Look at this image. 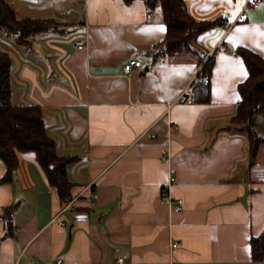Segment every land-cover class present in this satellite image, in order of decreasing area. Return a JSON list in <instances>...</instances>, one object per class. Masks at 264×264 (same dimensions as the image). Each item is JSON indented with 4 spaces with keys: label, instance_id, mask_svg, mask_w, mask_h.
I'll list each match as a JSON object with an SVG mask.
<instances>
[{
    "label": "crops",
    "instance_id": "1",
    "mask_svg": "<svg viewBox=\"0 0 264 264\" xmlns=\"http://www.w3.org/2000/svg\"><path fill=\"white\" fill-rule=\"evenodd\" d=\"M7 1L20 19L54 21L26 44L0 33V49L13 59L12 101L39 105L58 153L73 160L65 202L34 152L19 153L8 182L0 160V264H264L250 245L264 231V113L254 163L246 134L230 126L248 77L235 50L264 57V0L228 32L219 23L201 33L195 56L163 54L161 9L144 0ZM184 1L198 20L242 7ZM131 58L143 63L126 73ZM170 183L180 211L160 201Z\"/></svg>",
    "mask_w": 264,
    "mask_h": 264
},
{
    "label": "trees",
    "instance_id": "2",
    "mask_svg": "<svg viewBox=\"0 0 264 264\" xmlns=\"http://www.w3.org/2000/svg\"><path fill=\"white\" fill-rule=\"evenodd\" d=\"M129 1V0H127ZM148 9H161V18L167 32L158 44L168 56L197 55L200 49L198 36L211 30L220 20H198L186 8L184 0H144ZM54 21L18 18L7 0H0V33L14 38L17 44H26L31 35L49 30ZM156 45L154 55L158 56ZM156 51V53H155ZM235 52L240 55L248 69V77L239 84L241 100L237 112L230 118V126L242 131L248 138L249 157L255 162L260 143L256 117L264 113V57L240 46ZM206 53L199 56L202 63ZM213 60L210 56L201 66L198 77L210 75ZM12 56L0 49V160L6 165L1 182L11 181L19 163V153L32 151L49 184L58 189L62 201L70 199L72 182L66 169L73 160L71 156L58 153L56 141L49 135L42 108L37 104H15L12 101L11 73ZM254 261H264V231L250 241Z\"/></svg>",
    "mask_w": 264,
    "mask_h": 264
},
{
    "label": "built area",
    "instance_id": "3",
    "mask_svg": "<svg viewBox=\"0 0 264 264\" xmlns=\"http://www.w3.org/2000/svg\"><path fill=\"white\" fill-rule=\"evenodd\" d=\"M260 0H242V7L237 16L234 18H222L220 19V24L224 28L225 32H228L233 26H235L238 22H240L246 15L248 8L250 7H257L259 5ZM85 41L83 39H79L76 42V47L81 49L85 47ZM143 63V58H131L129 59L125 65L124 69L126 73H129L134 67H139ZM202 81L209 82V75H204L202 77ZM184 100V97L180 98ZM177 128V127H175ZM170 187L171 183L167 186L163 187L160 192V201L164 203H168L171 205L174 211H180L183 207V199L182 198H175L170 194ZM175 244H178L175 242ZM120 262L123 260L120 259ZM58 264L63 263L62 259H59Z\"/></svg>",
    "mask_w": 264,
    "mask_h": 264
},
{
    "label": "snow or ice",
    "instance_id": "4",
    "mask_svg": "<svg viewBox=\"0 0 264 264\" xmlns=\"http://www.w3.org/2000/svg\"><path fill=\"white\" fill-rule=\"evenodd\" d=\"M161 30H163V29H161ZM237 32H243V31H245L244 29H237L236 30Z\"/></svg>",
    "mask_w": 264,
    "mask_h": 264
}]
</instances>
